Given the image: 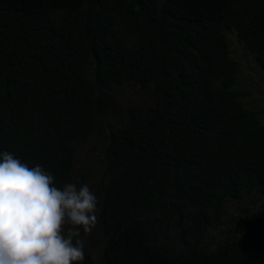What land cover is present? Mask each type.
<instances>
[{
  "label": "trees",
  "instance_id": "obj_1",
  "mask_svg": "<svg viewBox=\"0 0 264 264\" xmlns=\"http://www.w3.org/2000/svg\"><path fill=\"white\" fill-rule=\"evenodd\" d=\"M229 34L264 71V0H0V153L98 200L73 264H264V112Z\"/></svg>",
  "mask_w": 264,
  "mask_h": 264
},
{
  "label": "clouds",
  "instance_id": "obj_2",
  "mask_svg": "<svg viewBox=\"0 0 264 264\" xmlns=\"http://www.w3.org/2000/svg\"><path fill=\"white\" fill-rule=\"evenodd\" d=\"M98 200L87 184L63 188L37 165L0 153V264H73L84 260L79 229L97 224ZM72 229L64 234V226Z\"/></svg>",
  "mask_w": 264,
  "mask_h": 264
},
{
  "label": "rangeland",
  "instance_id": "obj_3",
  "mask_svg": "<svg viewBox=\"0 0 264 264\" xmlns=\"http://www.w3.org/2000/svg\"><path fill=\"white\" fill-rule=\"evenodd\" d=\"M229 49L235 55L239 62V71L242 76V83L250 92V96L263 109L264 112V71L260 70L254 63L250 62L239 51L235 39L232 35H228ZM194 226L188 222L183 223L182 232L185 237H189L193 232Z\"/></svg>",
  "mask_w": 264,
  "mask_h": 264
}]
</instances>
